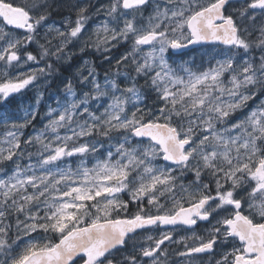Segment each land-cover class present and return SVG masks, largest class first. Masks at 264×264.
Instances as JSON below:
<instances>
[{
    "label": "snow or ice",
    "instance_id": "snow-or-ice-1",
    "mask_svg": "<svg viewBox=\"0 0 264 264\" xmlns=\"http://www.w3.org/2000/svg\"><path fill=\"white\" fill-rule=\"evenodd\" d=\"M56 6L0 0V104L81 41V51L127 43L117 69L127 61L135 75L123 88L102 86L89 70L80 96L67 81L35 135L23 132L35 110L3 119L0 166L12 167H0V264H168L170 244L182 245L176 264L202 254L212 264H264V0H109L95 8L108 19L87 39L91 0L74 6L64 30L50 23ZM195 45L224 47L207 64L170 62ZM139 78L155 94L151 107ZM102 98L103 111L88 107ZM177 226L192 234L174 239ZM129 241L134 251L117 260Z\"/></svg>",
    "mask_w": 264,
    "mask_h": 264
},
{
    "label": "rangeland",
    "instance_id": "rangeland-1",
    "mask_svg": "<svg viewBox=\"0 0 264 264\" xmlns=\"http://www.w3.org/2000/svg\"><path fill=\"white\" fill-rule=\"evenodd\" d=\"M109 0H91V4L94 7H89V13H91L89 20L87 21L84 38L87 39L98 26H102V23L108 19L107 16L97 14L95 8L106 6ZM31 3V0H29ZM89 0H57V6L52 12L50 17V23L55 28H60L64 30V25L67 20H75L76 12L74 6L87 5ZM62 8V9H61ZM62 12V13H59ZM60 14V18H57ZM22 35V30H17ZM258 35V32L256 33ZM44 32L40 34V42L45 43ZM93 39L95 37L93 36ZM52 43H57L56 39L52 40ZM83 41L80 43L70 44L65 50L70 53L71 58L64 61H57L55 57H51L49 62L54 65L51 74L46 75L34 82V85H30L28 88L24 89L21 93L14 94L13 97L9 98V102L0 104V106L6 107L10 102L15 100L17 109L12 116L0 115V139L3 138V119H8L10 121H22L27 112L35 110L37 112L36 119L25 129H23L24 135H35V133L42 129L43 126L47 123V113L49 109H55L58 106V101L60 103L64 102L65 99V83L69 80H72L74 89L78 96L82 95L83 92L89 91L91 85L81 84L80 79L82 76H87L89 70H93L95 73V79L103 86L106 84L108 79H114L121 88H123L127 83L128 73H135L132 71V66L125 61V64L128 66L125 67L121 65L119 70L117 69V60L125 55L130 48V45L127 43H121L117 47L111 49L110 52H104L101 50H96L95 48L89 46L84 48ZM30 50L33 51V54H36L38 51V45H30ZM223 47H207L204 50H200L197 55L192 58H182L178 56H173L170 62H175V65L184 63L185 61H195L197 64L207 62L211 57L216 56L219 50ZM202 54V55H201ZM259 50L254 49L251 53L253 57L258 58ZM44 62L41 61L39 65H34L29 63L25 65L24 68L15 69L11 71H24L30 67L43 66ZM72 69V70H71ZM2 71V69H0ZM79 72V73H78ZM91 79V77H90ZM139 86L146 92L147 98L145 103L151 107L155 99V94L151 89L147 88L144 84V79L139 78ZM44 87V88H43ZM48 87V88H47ZM39 98V102H37ZM106 98H102L99 101H90L88 107L93 111H103V104ZM260 102V98L257 97L254 101H249V108L254 107ZM245 112L248 111V108L244 109ZM237 116L242 115V113H237ZM235 119V117H233ZM23 139V137H22ZM107 147V145H105ZM103 150V149H101ZM29 151L35 152V148H30ZM75 159V158H73ZM29 160L27 157L22 161V163H28ZM31 162H35V157ZM0 167H6L11 169V162H7L5 165ZM184 182L187 183L192 179L191 174L189 173L186 177L183 178ZM207 179V178H205ZM126 198V197H125ZM131 207H135L131 205Z\"/></svg>",
    "mask_w": 264,
    "mask_h": 264
},
{
    "label": "flooded vegetation",
    "instance_id": "flooded-vegetation-1",
    "mask_svg": "<svg viewBox=\"0 0 264 264\" xmlns=\"http://www.w3.org/2000/svg\"><path fill=\"white\" fill-rule=\"evenodd\" d=\"M212 46L213 47H224V46L210 45V46H205L202 48H194L192 50H187V51H184L180 54H173V55H175V56L180 55L179 57H188L191 55V52H193V51L199 52L200 50H204L207 47H212ZM130 211H135V207H131ZM195 230L197 233H201V234L204 233L206 230V222H199L198 225L195 226ZM191 234H192V229H187V228H184L183 226H177L176 230L173 232L174 239H176V240H180L182 237L190 236ZM133 243H135V242L129 241L127 248H125L121 251H118L116 254V259L117 260H123V257L125 255H127L129 252H133L134 251L133 246H132ZM189 243H191V241H189ZM137 247H139V245H137ZM176 250H182V245H180V244L168 245V251H169V255L167 257L168 264H176L177 261L184 259V258H181L175 254ZM202 255L204 258L202 261H199L198 264H212V259H213L212 256H210L209 254H202ZM218 255H219V249L217 250V256Z\"/></svg>",
    "mask_w": 264,
    "mask_h": 264
},
{
    "label": "trees",
    "instance_id": "trees-1",
    "mask_svg": "<svg viewBox=\"0 0 264 264\" xmlns=\"http://www.w3.org/2000/svg\"><path fill=\"white\" fill-rule=\"evenodd\" d=\"M14 2L17 3V4H22L23 3V0H14ZM59 13H62V12H59ZM60 17H61L60 14H58L57 18H60ZM197 53H198V51H193V52H191V55L190 56H188V57H182V58H185V59L186 58H192L195 55H197ZM173 56H175V55H172L171 58H173ZM179 56L180 55H178V57ZM16 109H17V105L15 103V100H13L6 107L0 106V115L12 116V115H14V112L16 111Z\"/></svg>",
    "mask_w": 264,
    "mask_h": 264
},
{
    "label": "water",
    "instance_id": "water-1",
    "mask_svg": "<svg viewBox=\"0 0 264 264\" xmlns=\"http://www.w3.org/2000/svg\"><path fill=\"white\" fill-rule=\"evenodd\" d=\"M205 46H209V45H195V46H190L188 49L181 50V52L176 53V54H180V53H182V52H184V51L192 50V49H194V48H202V47H205ZM215 46H216V45H215ZM220 46H223V45H220Z\"/></svg>",
    "mask_w": 264,
    "mask_h": 264
},
{
    "label": "bare ground",
    "instance_id": "bare-ground-1",
    "mask_svg": "<svg viewBox=\"0 0 264 264\" xmlns=\"http://www.w3.org/2000/svg\"><path fill=\"white\" fill-rule=\"evenodd\" d=\"M62 9V8H61ZM202 55V54H201ZM72 70V69H71ZM79 73V72H78ZM44 88V87H43ZM48 88V87H47Z\"/></svg>",
    "mask_w": 264,
    "mask_h": 264
}]
</instances>
